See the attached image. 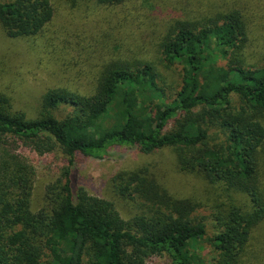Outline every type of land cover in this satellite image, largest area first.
I'll return each mask as SVG.
<instances>
[{
	"label": "trees",
	"instance_id": "obj_1",
	"mask_svg": "<svg viewBox=\"0 0 264 264\" xmlns=\"http://www.w3.org/2000/svg\"><path fill=\"white\" fill-rule=\"evenodd\" d=\"M54 1L0 0V41L43 32ZM63 1L120 13L133 7L138 17L147 8L139 0ZM196 4L188 0L187 12L173 16L142 13L148 23L138 35L125 31L130 14L112 22L98 46L104 53L120 24V49L98 61L91 87L49 88L34 115L0 91V264H147L155 255L169 264H264L248 259L264 224V37L260 43L237 0ZM19 144L63 158L37 210L35 171ZM120 146L169 149L178 173L220 186L227 197L214 206L212 233L195 214L201 203L173 194L149 165L110 178L115 196L138 208L127 219L74 183L76 165ZM202 243L209 259L195 252Z\"/></svg>",
	"mask_w": 264,
	"mask_h": 264
},
{
	"label": "rangeland",
	"instance_id": "obj_2",
	"mask_svg": "<svg viewBox=\"0 0 264 264\" xmlns=\"http://www.w3.org/2000/svg\"><path fill=\"white\" fill-rule=\"evenodd\" d=\"M55 1L57 12L43 32L28 39L0 41L2 63L0 91L13 96L15 107L27 112L28 115H34L39 97L49 88L66 86L83 92L91 87L98 61L101 58L104 60L112 57L115 55L113 51L118 52L120 49V40L117 41L120 37V24L118 29L114 30L116 39L107 38L109 42L103 49L104 53L98 46L103 41L101 35L110 31L112 22L120 20V17L128 13V17L130 14L134 22L131 24L130 21L127 22L125 31L138 35L148 23L147 16L142 13L148 10L159 12L161 9L167 11V15L171 12L173 16L177 13H186L188 4V0H139V4L147 8L138 17L140 12L137 13L133 7L120 13V7L110 12L93 3L71 7L68 3L64 4L66 1ZM195 1L196 5L202 2L201 7L205 2L209 4L211 1L212 5L219 2V0ZM222 1L224 0H220ZM237 1L246 5L248 14L256 24L255 36L261 43L264 37V0ZM178 4L184 7L181 9V5ZM111 44H114L113 48ZM17 152L34 168L31 205L33 210H37L43 205L46 186L59 177L63 158L55 153L39 154L20 144ZM142 165L153 168L161 177L164 186L173 194L201 203L195 214L206 218L207 232L210 235L214 206L218 201H225L227 196L220 186L209 184L194 175L178 173L175 169L174 156L169 149L143 154L133 147L120 146L111 149L108 156L90 158L76 165L72 178L77 186H84L90 194L113 201L121 216L127 219L137 212L138 208L135 203L115 196L109 184L110 178L119 169H132ZM236 197L238 200L244 199L242 194ZM257 232L256 236L259 233L262 235L253 242L255 237L252 240L253 245L250 244L251 252L248 256L250 263L264 259V224ZM195 252L206 259L211 255L205 243L197 247ZM147 264H169V261L166 256L155 255L148 258Z\"/></svg>",
	"mask_w": 264,
	"mask_h": 264
}]
</instances>
